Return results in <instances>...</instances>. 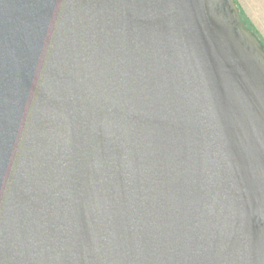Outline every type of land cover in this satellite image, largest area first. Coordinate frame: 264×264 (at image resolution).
Segmentation results:
<instances>
[{
	"label": "water",
	"instance_id": "water-1",
	"mask_svg": "<svg viewBox=\"0 0 264 264\" xmlns=\"http://www.w3.org/2000/svg\"><path fill=\"white\" fill-rule=\"evenodd\" d=\"M0 264H264L235 0H0Z\"/></svg>",
	"mask_w": 264,
	"mask_h": 264
},
{
	"label": "rangeland",
	"instance_id": "rangeland-1",
	"mask_svg": "<svg viewBox=\"0 0 264 264\" xmlns=\"http://www.w3.org/2000/svg\"><path fill=\"white\" fill-rule=\"evenodd\" d=\"M249 5V15L251 20L248 16L243 12L246 20L250 24V26L254 29V31L259 35V37L264 41V0H246Z\"/></svg>",
	"mask_w": 264,
	"mask_h": 264
},
{
	"label": "crops",
	"instance_id": "crops-1",
	"mask_svg": "<svg viewBox=\"0 0 264 264\" xmlns=\"http://www.w3.org/2000/svg\"><path fill=\"white\" fill-rule=\"evenodd\" d=\"M236 4L238 5V7L245 12V14L248 16V18L251 20V17L249 15L248 10L249 9V5L248 2L246 0H235ZM251 22L253 23V21L251 20ZM254 24V23H253Z\"/></svg>",
	"mask_w": 264,
	"mask_h": 264
},
{
	"label": "trees",
	"instance_id": "trees-1",
	"mask_svg": "<svg viewBox=\"0 0 264 264\" xmlns=\"http://www.w3.org/2000/svg\"><path fill=\"white\" fill-rule=\"evenodd\" d=\"M239 11H240V14H241V17L243 19V21L245 22V24L259 37V35L254 31V29L250 26V24L248 23V21L246 20L243 12L241 11V9L239 8ZM260 38V37H259ZM260 40L262 41V43L264 44V41L260 38Z\"/></svg>",
	"mask_w": 264,
	"mask_h": 264
}]
</instances>
